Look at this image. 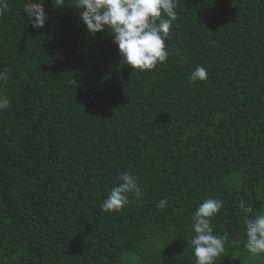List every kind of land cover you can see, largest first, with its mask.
Masks as SVG:
<instances>
[{"label":"trees","instance_id":"obj_1","mask_svg":"<svg viewBox=\"0 0 264 264\" xmlns=\"http://www.w3.org/2000/svg\"><path fill=\"white\" fill-rule=\"evenodd\" d=\"M27 2L0 16V264H195L207 198L223 202L216 264H264L244 246L245 217L264 213V0H178L168 59L144 72L75 0H43L41 29ZM123 173L142 198L102 211Z\"/></svg>","mask_w":264,"mask_h":264},{"label":"clouds","instance_id":"obj_2","mask_svg":"<svg viewBox=\"0 0 264 264\" xmlns=\"http://www.w3.org/2000/svg\"><path fill=\"white\" fill-rule=\"evenodd\" d=\"M56 7H64L65 0H53ZM178 0H75L74 9L91 34L107 31L114 34V43L118 46L122 62L132 70L151 71L168 59L166 40L170 29L178 18L176 8ZM8 8L7 0H0V16ZM23 12L36 29L44 27L47 14L43 0H28ZM208 73L198 66L190 75V82L205 81ZM10 79L7 70H0V84ZM11 107L10 99L0 94V111ZM121 181L113 187L102 203L104 212H121L128 204L129 197L142 198L143 193L137 178L129 173L119 176ZM169 201L161 199L157 209L166 210ZM223 202L216 198L205 199L191 217L192 238L187 241L193 249L195 264H216V260L225 250V239L214 234L212 218L221 210ZM246 202L240 208L250 212ZM246 240L244 246L252 256L264 255V213L254 217H245Z\"/></svg>","mask_w":264,"mask_h":264}]
</instances>
